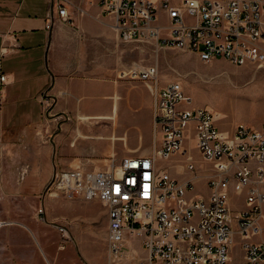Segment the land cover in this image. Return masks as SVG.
Segmentation results:
<instances>
[{"label":"built area","instance_id":"2783aa9c","mask_svg":"<svg viewBox=\"0 0 264 264\" xmlns=\"http://www.w3.org/2000/svg\"><path fill=\"white\" fill-rule=\"evenodd\" d=\"M46 1L51 8L46 30L54 14L62 22L73 13L86 14L73 0ZM184 3H192L193 16L183 14ZM89 5L110 19L108 26L123 44L152 42L157 49L190 52L203 63L221 59L237 67L264 66V0H90ZM123 75L144 84L152 97L151 154L123 158L102 171H61L45 195L97 200L107 211L113 263L121 260L131 237L144 252L140 264H264V124L222 131L218 115L193 107L180 83L159 87L155 65L133 64ZM5 81L0 74V87ZM186 142L208 166L205 174L197 173ZM178 155L184 156L180 165ZM174 167L187 177H173ZM27 172L28 166L22 167L17 181ZM199 180L205 196L195 189ZM235 201L242 205L238 211L232 208ZM36 218L45 223L42 207ZM6 225L0 220V231ZM51 226L60 234L62 251L71 241L68 230Z\"/></svg>","mask_w":264,"mask_h":264},{"label":"crops","instance_id":"0c3cea01","mask_svg":"<svg viewBox=\"0 0 264 264\" xmlns=\"http://www.w3.org/2000/svg\"><path fill=\"white\" fill-rule=\"evenodd\" d=\"M73 2L86 14L69 22L54 14L46 30V0H0V220L8 224L0 231V264H59L53 247L61 252L60 234L51 224L67 228L70 256L77 248L89 264L99 260L91 248L98 235L106 240L105 208L47 196L45 187L61 171H102L153 150L152 98L118 81L137 82L122 76L137 63L123 68L122 56H110L120 41L97 5ZM40 207L45 223L36 218ZM133 246L137 256L138 242L127 237L123 254Z\"/></svg>","mask_w":264,"mask_h":264},{"label":"rangeland","instance_id":"374dc122","mask_svg":"<svg viewBox=\"0 0 264 264\" xmlns=\"http://www.w3.org/2000/svg\"><path fill=\"white\" fill-rule=\"evenodd\" d=\"M162 23L165 22L162 21ZM120 49V51L111 50L110 56L114 58L122 56L123 68L129 66L132 62H136L141 66L155 65L158 72L159 87H164L166 84L173 82L180 83L183 92L191 98L193 107L206 108L218 115L220 130L230 132L239 124L260 128L264 124V101L263 103H252L249 100L246 104L238 102L241 97H248L252 100V98L257 99L259 95L264 94V66L247 65L237 67L221 59L203 63L190 52L168 48L157 49L152 42L127 44L120 42ZM118 81L128 85H137V88L139 87L144 91L149 98L151 97L148 95V90L144 84L139 81L131 82L126 79H119ZM141 94V91L137 92V97L140 98ZM152 134L154 135L153 129ZM185 145L187 153L192 156L195 162L197 173L199 175L205 174L208 171V166L201 161L199 154L190 147L188 142ZM176 160L180 165L184 160V156L178 155ZM171 172L173 177L178 180L187 177L186 174L184 175L181 172V167L171 168ZM195 187L198 192L204 195L207 194V191L201 188L200 180L195 182ZM232 208L238 211L242 208V205L235 201ZM95 229H98L97 222H95ZM96 238L91 251L99 260H96L93 264L142 263L144 252L140 249V253L136 256L133 254L134 246L130 248L128 254L124 253L122 255L119 262L113 263L108 257L105 236L98 235ZM134 240L138 242V240ZM138 244L140 246L139 242ZM68 245L66 244L65 248L67 249L61 252L56 251L53 247L59 264H67L70 259L76 264H89L77 248L70 256ZM233 256L235 261L238 262L239 252L237 248Z\"/></svg>","mask_w":264,"mask_h":264},{"label":"bare ground","instance_id":"6f19581e","mask_svg":"<svg viewBox=\"0 0 264 264\" xmlns=\"http://www.w3.org/2000/svg\"><path fill=\"white\" fill-rule=\"evenodd\" d=\"M183 14H185V16H193V5H192V3H184L183 4ZM249 100H250V102L252 101V103H257V102L258 103L259 102L263 103L264 94L259 95L257 99H255V98L253 99L252 98V100L249 99L248 97H241L238 100V102L241 103V104H246L247 101H249ZM181 172H182V169H181Z\"/></svg>","mask_w":264,"mask_h":264}]
</instances>
